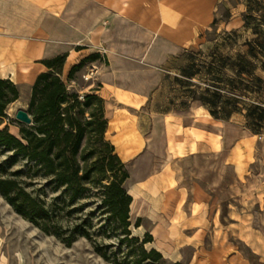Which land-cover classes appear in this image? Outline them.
Returning <instances> with one entry per match:
<instances>
[{
	"label": "rangeland",
	"instance_id": "1",
	"mask_svg": "<svg viewBox=\"0 0 264 264\" xmlns=\"http://www.w3.org/2000/svg\"><path fill=\"white\" fill-rule=\"evenodd\" d=\"M214 13L216 22L201 29L195 45L183 52L182 59L177 57L172 60L174 72H164L166 76L161 89L152 91L144 105H140L142 100L131 105L124 104L119 98L114 100L113 94L108 95L114 109L125 106L134 119L139 115L141 126L145 128V139L153 122L151 113L165 111L173 105L187 112L180 120L172 118L179 127L171 133L167 147L162 144L161 136L156 150L147 144L141 153L124 159L130 173L125 186L130 194L133 186H137L135 183L144 182L139 184V195L144 201L137 207L138 212L144 211L149 198L154 199L157 206L162 202L163 209L169 211L181 190L183 192L189 188L191 193L196 192L195 182L203 176L204 201H198L197 205L198 208L202 207L206 215L204 224L195 233L196 240H192L197 248L180 246L164 256L169 261L179 258L184 264H264V125L260 131L249 127L244 109L246 105L256 103L264 107V50H260L258 44H264V0H215ZM247 42L256 47L255 56L248 55L250 47ZM99 53L96 60L87 62L75 74L71 87L80 93L99 89L97 78L108 64V49L101 47ZM239 53L246 54L253 73L250 78L242 77L256 90L241 93L239 104L243 108L242 112H235L229 120L214 121L209 109L200 101H189V105L184 106L181 80H188L183 77V70L192 63L198 65L196 69L199 72L191 81L196 84L199 93L206 92V88L216 90L219 87L223 94L234 96L228 89L239 85L236 73ZM215 59L219 66L224 63L218 73L220 82H215ZM210 66L213 67L211 73L208 70ZM255 77L263 78L261 91L256 89ZM63 78L69 83L67 74H63ZM17 85L20 96L7 109L8 116L15 121H19L16 118L19 109L28 110L33 84ZM9 128L19 136L16 123H9ZM180 131H184L187 139L189 137L188 141L183 139ZM211 131L214 133H209ZM106 136L112 141L109 134L106 133ZM192 136L202 140L203 144L195 146L190 140ZM12 157L11 151L0 147V166L5 168V171L0 169V174L20 171L19 176L24 178L27 169L25 161L20 158L11 160ZM149 179L152 184H148ZM24 184L29 191L41 195L47 202L55 198L63 205L67 197L64 187H55L47 180L37 179ZM81 204L83 206L74 211V217H87L96 226L107 219L108 213L100 199L82 198L72 203L71 207H80ZM130 215L132 235L144 238L146 233H150L153 221L147 216H136L135 208L132 214L130 211ZM138 218H141L139 227L136 226ZM64 225H67L66 221ZM163 226L156 232L158 243H147L148 249L170 250L173 243L183 242L186 237L184 234H191L172 233L171 229ZM112 240L117 244L113 236ZM0 264L112 263L98 255L86 238L80 237L72 244H67L55 235L44 232L19 213L0 192Z\"/></svg>",
	"mask_w": 264,
	"mask_h": 264
},
{
	"label": "crops",
	"instance_id": "2",
	"mask_svg": "<svg viewBox=\"0 0 264 264\" xmlns=\"http://www.w3.org/2000/svg\"><path fill=\"white\" fill-rule=\"evenodd\" d=\"M214 6L215 0H0V76L16 84H34L47 69L43 60L60 54L68 55L63 71L68 75L73 65L93 53L100 56V48L106 47L108 64L97 78V92L105 99L106 133L113 138L116 151L120 157H127H121L124 161L144 151L147 144L156 150L161 136L167 147L171 133L179 127L172 118L180 120L186 110L173 105L151 113L153 122L145 139L139 115L134 119L125 106L114 109L108 95L113 94L114 100L119 98L124 104L142 100L140 105H144L152 91L161 89L165 73L174 72L172 60L182 59L183 52L195 45L201 29L213 22ZM180 134L188 141L184 131ZM190 138L195 146L203 144ZM202 180L203 176L195 182V193L189 188L181 190L169 211L163 209L162 202L157 206L149 198L144 211L138 212L137 207L144 201L139 184L144 182L133 186L131 214L135 208L136 216L153 221L150 233L155 243L156 232L163 224L172 233H191L184 234L183 242L170 245V250H160L163 254L180 246L197 248L192 240H196L195 233L206 215L197 205L204 201ZM152 183L149 179L148 184Z\"/></svg>",
	"mask_w": 264,
	"mask_h": 264
},
{
	"label": "trees",
	"instance_id": "3",
	"mask_svg": "<svg viewBox=\"0 0 264 264\" xmlns=\"http://www.w3.org/2000/svg\"><path fill=\"white\" fill-rule=\"evenodd\" d=\"M215 22L216 17L212 24ZM246 44L250 47L248 55L255 56L256 47L250 42ZM258 44L260 50H264V44ZM67 56L60 54L43 60L47 69L32 85L28 112L33 121L26 126L7 114L8 107L20 96L18 85L10 78L0 76V147L13 153L11 160L20 158L27 167L24 178L19 176L20 171L0 174L1 194L44 232L67 244L80 237L86 238L95 252L112 264H184L169 261L157 248L148 249L146 244L154 241L149 232L142 239L132 235L130 206L133 197L125 186L130 173L115 145L107 139L105 99L97 92L98 88L80 93L71 87L75 74L87 62L96 60L99 54L93 53L73 65L67 75L69 83L63 78ZM246 57V54H238L239 85L228 89L234 96L223 94L219 87L216 90L206 88V92L199 93L191 81L199 72L198 65L192 63L186 67L183 77L188 80L179 79L183 83L180 90L184 106H188L189 101H200L215 119L221 120H229L235 112H242L241 93L256 91L242 77L253 76ZM223 65L220 63L219 66L215 59V82L221 81L218 73ZM212 68H208L210 73ZM255 82L256 89L261 91L263 78L255 77ZM244 109L247 125L260 131L264 125V107L256 103L246 105ZM9 123L19 126V136L10 131ZM0 169L5 171L3 166ZM37 179L64 187L67 197L63 205L55 198L47 202L41 195L29 191L24 183ZM82 198L100 199L108 213L107 219L96 226L87 217H74V211L83 204L80 207H71V204ZM140 222L141 218H138L137 227ZM112 236L117 239V244Z\"/></svg>",
	"mask_w": 264,
	"mask_h": 264
},
{
	"label": "water",
	"instance_id": "4",
	"mask_svg": "<svg viewBox=\"0 0 264 264\" xmlns=\"http://www.w3.org/2000/svg\"><path fill=\"white\" fill-rule=\"evenodd\" d=\"M16 118L20 122H23V123H26V124H31L32 121H33L31 114L26 109H19L16 112Z\"/></svg>",
	"mask_w": 264,
	"mask_h": 264
},
{
	"label": "built area",
	"instance_id": "5",
	"mask_svg": "<svg viewBox=\"0 0 264 264\" xmlns=\"http://www.w3.org/2000/svg\"><path fill=\"white\" fill-rule=\"evenodd\" d=\"M86 78H89V77H86Z\"/></svg>",
	"mask_w": 264,
	"mask_h": 264
},
{
	"label": "bare ground",
	"instance_id": "6",
	"mask_svg": "<svg viewBox=\"0 0 264 264\" xmlns=\"http://www.w3.org/2000/svg\"><path fill=\"white\" fill-rule=\"evenodd\" d=\"M47 249V248H46Z\"/></svg>",
	"mask_w": 264,
	"mask_h": 264
}]
</instances>
